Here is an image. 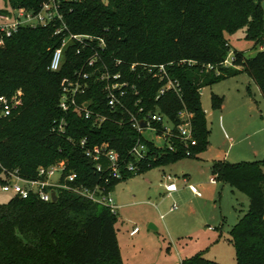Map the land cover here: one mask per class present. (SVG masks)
<instances>
[{
	"label": "trees",
	"instance_id": "1",
	"mask_svg": "<svg viewBox=\"0 0 264 264\" xmlns=\"http://www.w3.org/2000/svg\"><path fill=\"white\" fill-rule=\"evenodd\" d=\"M46 0H12L13 7L38 11ZM263 0H81L63 8L69 30L88 34L107 42L104 61L113 65L122 61L124 73L132 64L167 65L172 79L182 89V100L194 114L193 129L197 146L191 157L184 149L169 152L148 143L154 158L142 163L137 174L123 171V178H111L108 189L145 174L152 169L195 159L209 147L208 120L200 103L201 89L246 73L264 98V50L255 56L231 51L224 32L247 28V37L255 48L264 44ZM63 36L55 35L53 26L22 28L0 50V97L23 93V106L12 116L0 120V184L4 170H19L26 179L37 178L40 167L65 161L67 172L77 173L76 185L93 188L109 177L99 173L96 163L79 147L87 138L88 146L109 144L122 160H132L129 152L139 134L128 124L113 121L98 127L73 112L59 107L61 82L72 76L87 61L90 52L77 54L70 43L58 72L48 69L53 52ZM233 53L234 66L221 67L220 74L206 72L205 65L219 66ZM194 62V64H189ZM113 67V66H112ZM117 70V69H115ZM140 67L133 75L140 90L138 107L160 110L176 119L182 102L174 92L160 100L155 97L162 83L154 76H144ZM141 73L142 78L136 75ZM104 82H92L87 95L95 112L118 119L107 104ZM214 109L223 100L212 97ZM136 110L134 106H131ZM67 122L65 135L53 129L61 120ZM72 139L74 142H71ZM143 141H145L143 139ZM147 143V142H146ZM211 174L218 183L245 194L248 212L230 231L237 264H264V160L230 163L215 160ZM117 214L74 193L61 192L56 202L46 203L35 196L12 198L0 204V264H125L122 259L115 224ZM181 264H220L202 255L186 258Z\"/></svg>",
	"mask_w": 264,
	"mask_h": 264
},
{
	"label": "rangeland",
	"instance_id": "2",
	"mask_svg": "<svg viewBox=\"0 0 264 264\" xmlns=\"http://www.w3.org/2000/svg\"><path fill=\"white\" fill-rule=\"evenodd\" d=\"M12 9V0H0L1 12ZM261 9L264 24V0ZM224 37L232 52L250 58L260 50L247 37L246 27L225 31ZM213 96L223 100V109H214ZM251 101L258 104L261 115L248 113ZM200 103L211 128L213 153L152 169L112 191L120 207L115 228L125 264H178L180 257L195 255L220 264H237L230 231L248 212L249 198L229 185L210 183L209 160L219 151L227 154L230 163L264 160V98L249 76L241 73L201 89ZM164 173L172 175L179 187L173 198L164 194ZM183 173L192 177L190 183L200 186L201 197L183 188ZM12 198L14 194L3 192L0 184V204Z\"/></svg>",
	"mask_w": 264,
	"mask_h": 264
},
{
	"label": "built area",
	"instance_id": "3",
	"mask_svg": "<svg viewBox=\"0 0 264 264\" xmlns=\"http://www.w3.org/2000/svg\"><path fill=\"white\" fill-rule=\"evenodd\" d=\"M79 1L81 0H46L38 11L28 10L24 7H13L12 12L9 13L0 11V50L22 28L48 26L55 28V35L63 36L61 46L53 52L48 67L50 71L61 70L64 52L70 43H74L78 47L77 54L88 50L90 54L85 64L75 70L72 76L63 78L59 107L64 112L71 111L85 120H92L98 127L109 121L121 126L130 125L139 134L138 141L129 152L132 160L129 162L122 160L120 154L111 149L107 143L88 146V140L84 138L80 141L79 147L84 150L88 158L96 163L97 172H107L109 175L103 184H97L93 188L76 185L77 173H68L66 162L59 161L48 167H40L35 179L21 177L19 170H4L2 191L13 193L14 197L22 199L35 196L46 203H54L53 194L58 199L61 192H69L109 208L113 214H117L119 206L115 203L112 191L108 189L110 179L121 180L123 171L137 174L142 163H149L155 159L148 143L156 149H165L169 152L178 151V145H180L185 151V156L191 157L192 148L197 146L193 129L194 114L184 104L181 86L177 80L172 79L167 71V65L132 64L128 72L123 73L119 69L122 61H116L113 65L104 61L103 55L107 50L105 39L94 35L72 33L65 21L63 8L68 3ZM260 49L264 50V44ZM234 61L235 57L233 53H230L219 66L209 64L203 66V70L219 75L221 67H233ZM189 64H194V62H189ZM138 67L142 69L144 76H154L162 83L155 101L160 100L169 92H174L179 97L182 108L178 111L176 119L169 118L158 109L150 110L143 106L138 107L141 103V100L138 99L140 90L137 84L131 82L129 78V75H133ZM142 76L141 73L136 75L138 80ZM99 81L105 83L103 92L107 104L113 113L118 114V119L93 111L90 100L80 101L81 97L87 95L92 82ZM22 106V91H17L10 97H0V120L12 116ZM131 106L137 109L133 110ZM66 128L67 122L63 119L55 124L53 130L63 136L66 133ZM69 140L74 142L72 139ZM165 178L167 181L163 186L168 196H171L178 191V185L172 176L168 175ZM210 183L215 184L216 180L211 178ZM187 186L192 194L197 197L202 196L200 186L193 183H188ZM175 208L176 206H174Z\"/></svg>",
	"mask_w": 264,
	"mask_h": 264
},
{
	"label": "crops",
	"instance_id": "4",
	"mask_svg": "<svg viewBox=\"0 0 264 264\" xmlns=\"http://www.w3.org/2000/svg\"><path fill=\"white\" fill-rule=\"evenodd\" d=\"M259 89V88H258ZM224 104H223V106H222V109L224 108ZM247 111H248V113H251V114H255V113H257V112H260V115L262 114V111L260 110V108H259V106H258V104L257 103H255L254 101H251V102H248V104H247ZM208 125H209V122H208ZM209 129H210V132H211V128H210V125H209ZM224 130V129H223ZM209 143H210V138H209ZM207 153L209 152V153H213L212 152V147H211V144H209V147H208V150L206 151ZM223 153L221 152V151H219V152H217V153H215V155H213L212 157H211V159L209 160V163H210V168H209V171H210V174H211V164H212V162L213 161H215V160H227V154H223ZM199 156H201V154L199 155ZM198 156V157H199ZM197 157V158H198ZM184 174V176H183V181H182V183H183V188H188V186H187V184L188 183H190L191 181H192V177L189 175V174H187V173H183ZM170 175V174H169ZM212 175V174H211ZM166 176H168L166 173H164V176H163V179H164V182L166 183ZM170 176H172V175H170ZM211 178H214L213 176L211 177ZM210 178V179H211ZM164 183V184H165ZM164 184H162V185H164ZM163 187V190H164V194L165 195H167L168 196V194L166 193V191H165V188H164V186H162ZM178 191H179V187H178ZM178 191L177 192H175V193H178ZM175 193H173L171 196H170V198H173L174 197V194ZM194 195V194H193ZM249 204H250V201H249ZM119 209H120V207H119ZM118 239H119V236H118ZM119 241V240H118ZM119 246H120V250H121V255H122V258H123V247L121 246V244H120V241H119ZM192 257V256H191ZM186 258H189V257H180V260H179V263L178 264H181L182 263V261L184 260V259H186Z\"/></svg>",
	"mask_w": 264,
	"mask_h": 264
},
{
	"label": "water",
	"instance_id": "5",
	"mask_svg": "<svg viewBox=\"0 0 264 264\" xmlns=\"http://www.w3.org/2000/svg\"><path fill=\"white\" fill-rule=\"evenodd\" d=\"M52 198H53V202H56L57 201V196L55 194H53V197ZM150 228L151 229H156V227L154 225H152V224L150 225Z\"/></svg>",
	"mask_w": 264,
	"mask_h": 264
}]
</instances>
